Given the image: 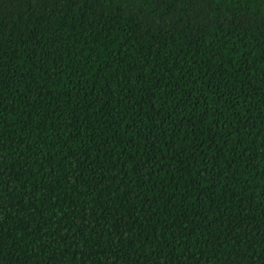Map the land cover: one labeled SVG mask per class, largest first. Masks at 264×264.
<instances>
[{"label":"trees","instance_id":"obj_1","mask_svg":"<svg viewBox=\"0 0 264 264\" xmlns=\"http://www.w3.org/2000/svg\"><path fill=\"white\" fill-rule=\"evenodd\" d=\"M0 264H264V0H0Z\"/></svg>","mask_w":264,"mask_h":264}]
</instances>
